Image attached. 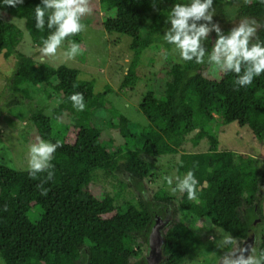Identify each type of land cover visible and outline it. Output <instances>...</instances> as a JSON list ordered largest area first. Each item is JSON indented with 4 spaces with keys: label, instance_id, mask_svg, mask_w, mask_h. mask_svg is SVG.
I'll list each match as a JSON object with an SVG mask.
<instances>
[{
    "label": "trees",
    "instance_id": "16d2710c",
    "mask_svg": "<svg viewBox=\"0 0 264 264\" xmlns=\"http://www.w3.org/2000/svg\"><path fill=\"white\" fill-rule=\"evenodd\" d=\"M190 2L98 0L109 14L115 11L114 18L103 21L104 30L131 39L132 61L123 89H132L139 80L141 59L147 51L159 49L160 43L165 50L174 47L163 40L170 27L168 16L174 4ZM236 4L238 18L259 23L250 44L257 38L264 40V4L260 0H214L210 11L226 21ZM38 5L40 0H23L11 7L0 0V13L23 20L19 25L26 34L23 44L32 49L29 54L40 51L41 41L48 35L47 27L42 31L35 28ZM21 39L15 24L0 19V62L20 47ZM70 39L81 44L82 31ZM202 43L206 48L204 63H171L168 59L162 96L152 90L144 94L139 110L148 122L146 126L133 125L123 114L109 109L106 97L110 87L96 93L94 81L81 79L77 69H52L32 56L16 63L11 89L23 95V105L32 101L33 91H40L46 100L68 111L70 122L58 121L37 105L29 113L37 138L59 144L52 160L55 176L43 185L49 189L46 196L36 188L46 173L32 178L27 171L0 165V259L4 264H130L139 257V244L147 243L154 218L164 217L166 209L176 215V208L183 218H173L164 229V260L160 264L194 260L215 264L214 250L191 228L189 216L210 221L225 230L232 241L244 240L258 220L264 222L260 213L264 171L256 167L257 160L251 156L219 150L213 134L220 118L224 123L247 127L264 141V73L246 87L235 85L236 74L232 72L222 71L219 80L206 78L202 72L209 66L210 50L205 41ZM77 92L84 96L83 111L76 110L68 99ZM99 110H105L109 117L96 118ZM105 130L118 132L123 143L117 145L104 138ZM165 155H179L177 176L194 172L197 199L189 200L187 193L178 191L170 194L164 188L150 199L141 194L145 180L150 179L148 156ZM118 174L128 178L137 197L118 202L125 187H131L118 181ZM99 177L118 182L116 196L91 188ZM31 210L39 213L34 222L28 218ZM232 241L223 249V256L230 254ZM261 249L264 236L256 244V253Z\"/></svg>",
    "mask_w": 264,
    "mask_h": 264
},
{
    "label": "rangeland",
    "instance_id": "374dc122",
    "mask_svg": "<svg viewBox=\"0 0 264 264\" xmlns=\"http://www.w3.org/2000/svg\"><path fill=\"white\" fill-rule=\"evenodd\" d=\"M88 6L91 11L81 18V23L84 25L82 42L79 44V52L73 58H68L65 55L68 42H64L55 55H44L40 51L29 54L28 50L32 49L27 43L23 44V41H25L23 38L26 34L19 25L21 20L0 13V19L15 24L22 33L20 47L8 59L0 62V165L17 171H27L28 149L38 139L35 128L29 121V113L35 109L36 105L43 107L47 115L56 118L58 121L65 124L70 122L68 111L66 109L62 110L54 101L46 100L40 91H33L31 94L32 101L23 105V95L11 89V78L16 63L26 56H32L34 60L45 63L52 69L66 66L79 70L81 79L94 81L96 93L110 87L111 92L106 97L109 109L123 114L133 125L146 126L148 124L139 110V103L149 90H152L158 97L162 96L165 88L164 84L168 80V76L165 75V67L168 65L167 60L169 59L171 63H181L182 59L174 47L165 50L160 43L158 45L160 46L159 49L147 51L143 55L139 67L140 78L135 86L132 89H123L122 83L132 61L131 39L128 36L116 33L108 34L104 30L103 21L107 17L114 18L115 11L109 14L101 8L98 0H88ZM237 6L236 4L229 12L226 21H221L213 15L209 27L211 28L212 24H216L226 35L241 21L247 20L251 23L249 19L236 16L235 8ZM252 24L256 31L260 28L258 22L254 21ZM254 38L255 36L252 39ZM216 39L215 31H211L205 40L210 52ZM221 74L222 71L216 65L210 63L208 68L202 72L204 77L212 80H219ZM104 117H109L105 110H99L96 113V118ZM213 134L218 141L219 150H229L237 154L251 156L257 160L256 167L264 171V141L255 138L247 127H240L235 122L227 124L218 118L216 124H214ZM104 138H111L117 145L123 143V139L114 130H105ZM178 159L179 155L156 156L154 158L148 156L146 162H148L150 168V179L145 180L144 189L141 191L146 199H150L161 188L166 189L170 194H175L163 178L165 176H177L175 165ZM117 178L118 181L131 186L129 188L125 187L118 197V202L132 196H138L137 191L126 176L118 174ZM174 185L175 181L172 187ZM93 187L98 188L102 194L110 193L112 197L116 196L117 190L120 189L117 181L100 177L91 185L92 189ZM260 190L262 201L260 213L264 216V185L261 186ZM28 218L32 222L38 220V211L31 210ZM173 218L182 220L183 215L178 208H176V215H172V220ZM187 222L201 240L214 250L213 257H215L216 262L222 258V251L229 243V234L225 230L214 226L210 221L194 216H189ZM254 230L256 238L254 248L251 251L253 255L257 254L256 244L264 236V222L258 221ZM232 243L233 248H231L230 254L234 255L240 249L241 241H232ZM139 245L144 253L147 250L146 243L141 242ZM204 262L194 260L186 261L184 264H205ZM0 264H4L1 259Z\"/></svg>",
    "mask_w": 264,
    "mask_h": 264
},
{
    "label": "clouds",
    "instance_id": "9594fccd",
    "mask_svg": "<svg viewBox=\"0 0 264 264\" xmlns=\"http://www.w3.org/2000/svg\"><path fill=\"white\" fill-rule=\"evenodd\" d=\"M6 2L15 7L22 4L23 0ZM213 2L214 0H191L190 3L174 4L168 16L170 27L164 32L163 40L174 46L183 61L194 60L201 64L205 62L206 57V48L202 42L208 38L211 31H215L217 39L211 52L207 53V62L216 65L223 72L235 73V85L246 87L255 77L264 73V40L257 38L255 43L250 44L256 28L247 20L241 21L226 35L216 24H212L210 28L209 24L213 20L210 9ZM260 2L264 4V0ZM90 11L88 0H40V5L35 7V28L42 31L47 27L48 30V35L41 41L42 54L55 55L68 38L65 55L68 58L75 57L80 46L70 37L83 30L81 18ZM200 21L206 23H198ZM20 23L23 24V20ZM68 99L76 110H85L82 93H74ZM57 147L58 143L38 138L28 149L26 170L29 176L36 178L46 173L36 185L42 196H46L49 191L43 185L55 176L52 160ZM163 179L173 192L187 193L189 200L197 199L198 180L192 170H188L183 176H165ZM174 181L175 186L172 187ZM230 240L229 236L228 241ZM222 264H264V249L255 255L245 256L243 252L240 255L229 254Z\"/></svg>",
    "mask_w": 264,
    "mask_h": 264
},
{
    "label": "water",
    "instance_id": "95a60500",
    "mask_svg": "<svg viewBox=\"0 0 264 264\" xmlns=\"http://www.w3.org/2000/svg\"><path fill=\"white\" fill-rule=\"evenodd\" d=\"M256 205H253V212L256 213ZM171 218L169 215L162 219L159 216L154 218V225L151 227L147 241V256L146 259L149 263L159 264L163 260V244H164V229L169 225ZM255 245V231L250 232L243 241L241 252L245 256L251 254ZM241 252L238 254L240 255Z\"/></svg>",
    "mask_w": 264,
    "mask_h": 264
},
{
    "label": "flooded vegetation",
    "instance_id": "af4514ba",
    "mask_svg": "<svg viewBox=\"0 0 264 264\" xmlns=\"http://www.w3.org/2000/svg\"><path fill=\"white\" fill-rule=\"evenodd\" d=\"M257 209V208H256ZM167 215H169L170 216V218H171V221H172V215H171V212H169V209H166L165 210V212H164V217H161L162 219H164V218H166V216ZM170 221V222H171ZM258 221H260V220H258ZM153 225H154V223H153ZM152 225V226H153ZM252 231H255L254 229L252 230ZM251 231V232H252ZM256 238V237H255ZM148 241V240H147ZM243 241L244 240H242L241 241V247H240V249L236 252V254H234V255H238L240 252H241V249H242V245H243ZM147 244V243H146ZM254 248V247H253ZM256 249V248H255ZM146 256H147V250L143 253V251L141 250V248H140V254H139V257L138 258H135V259H131L130 260V264H151V263H149L148 261H147V259H146ZM222 256V258H220L217 262H215L216 264H222V261L224 260V258H225V256H223V255H221ZM228 256V255H227ZM163 260H164V256H163ZM162 260V261H163ZM161 263V262H160ZM159 263V264H160ZM153 264V263H152Z\"/></svg>",
    "mask_w": 264,
    "mask_h": 264
}]
</instances>
